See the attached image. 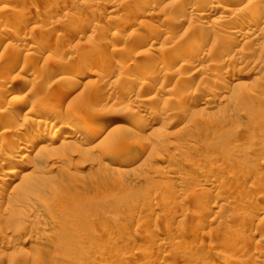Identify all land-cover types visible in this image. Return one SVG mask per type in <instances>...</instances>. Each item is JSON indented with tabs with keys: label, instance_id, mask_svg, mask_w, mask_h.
Listing matches in <instances>:
<instances>
[{
	"label": "rangeland",
	"instance_id": "obj_1",
	"mask_svg": "<svg viewBox=\"0 0 264 264\" xmlns=\"http://www.w3.org/2000/svg\"><path fill=\"white\" fill-rule=\"evenodd\" d=\"M0 37V141L58 134L38 182L0 155V264H264V0H0Z\"/></svg>",
	"mask_w": 264,
	"mask_h": 264
},
{
	"label": "bare ground",
	"instance_id": "obj_2",
	"mask_svg": "<svg viewBox=\"0 0 264 264\" xmlns=\"http://www.w3.org/2000/svg\"><path fill=\"white\" fill-rule=\"evenodd\" d=\"M234 1V3L235 2H237V3H239V2H241V1H243V0H233ZM193 5H194V7H197L199 4H192V7H193ZM199 7V6H198ZM193 9V8H192ZM197 9V8H196ZM203 13H199V15H202ZM84 19H86V17L84 18ZM252 25H254V22L251 20V19H249L248 20V22L247 23H242V22H236L233 26H230L229 27V29H230V34L231 35H233V36H237L239 33H240V36L241 37H243L244 36V34H246V31H244V28H243V26L244 27H252ZM242 31H244V32H242ZM155 33L157 32V30H155L154 31ZM159 32L160 31H158L157 33L159 34ZM248 30H247V34H248ZM156 33V34H157ZM162 33V32H161ZM160 33V34H161ZM7 34V33H6ZM154 35L153 33H150V35L148 34V35H146V34H144L143 36H142V42L144 43V42H147V41H149V39H151L153 36H156L157 37V35ZM159 34V35H160ZM220 35L221 34H214L211 38H213V40L215 39V38H218V36L220 37ZM9 36V35H8ZM204 37L202 38L203 39V41H209V37L208 36H205V35H203ZM239 36V35H238ZM235 38V37H234ZM6 39V38H5ZM231 39V38H230ZM229 39V41H227L228 43H226V44H228V45H230V46H234L235 44H236V41H233V40H230ZM226 40V39H225ZM5 40H4V38L3 37H0V45L4 42ZM25 41V40H24ZM5 43V42H4ZM8 43V42H7ZM25 43V42H24ZM204 43V42H203ZM10 44V43H9ZM147 44V43H146ZM234 47H236V46H234ZM18 54H20V53H18ZM19 57V56H18ZM11 66H10V68H16V66H17V63L15 62V61H12L11 62V64H10ZM5 67V66H4ZM9 69V68H8ZM11 69V70H12ZM10 72H12V71H10ZM226 73H227V75H226ZM225 74H224V76H225V78H226V80L225 81H227L229 78H230V76H231V74H229L228 72H226ZM231 73V72H230ZM4 74V73H3ZM3 78V77H2ZM2 78H0V79H2ZM224 78V79H225ZM232 81L233 80H235L234 79V77L232 76ZM230 79V80H231ZM4 81V80H3ZM2 81L0 80V83H1ZM77 84L75 85H73V86H77V85H80L79 83L80 82H76ZM77 88V87H76ZM18 91V90H17ZM6 92H9V91H5V93ZM20 92V91H19ZM5 93L3 94V96H7V95H5ZM6 94H8V93H6ZM31 110V109H30ZM2 112V111H1ZM20 113V111H19V109L18 110H15V112H14V116H17V117H19V114ZM78 112L76 111V110H69V112H68V114H67V117H66V119H78V114H77ZM4 114V113H3ZM1 115L2 114H0V117H1ZM53 115V114H52ZM50 116L49 117V119H50V121L49 122H46V123H49V125H50V127L51 128H53V127H55L56 126V124H55V117L54 116ZM5 115H3V117H4ZM2 117V118H3ZM4 120L5 119H1L0 118V126H2V127H6V122L7 121H5L4 122ZM57 121V120H56ZM60 121V120H59ZM42 122V121H41ZM111 122V121H110ZM110 122H101V119H100V121L98 120V122L96 121V123H94V124H89V129H91V133H90V139H92V140H94L95 138H98V135H101V133H109V132H112L114 129H116V128H118V127H120L121 125H119L117 122L118 121H113V123H111L110 124ZM9 123V122H8ZM57 123V122H56ZM38 125H33L31 128H29V129H26V130H24V132H20V133H18L16 136H14V137H12V139H9L8 141H5V140H3V141H0V155H1V153H3L4 152V154L6 153V154H10V156H9V162H18V161H20L19 163L20 164H17V165H14V166H11L10 167V170L8 171V176L7 177H4L3 178V181H6V180H12V178L13 177H16L17 175H19L20 173H24V174H22L24 177H25V175L27 176V177H29L28 179H29V181H30V177H31V175L30 176H28L29 174H30V172H28V171H26V170H24V165L28 162V161H32V160H30V152H33V150H34V148H35V146L37 145V144H39L40 142H44V141H46V140H48V139H52L53 141L56 139V137H58V134L56 133H54V135L53 136H50L49 135V133H47V132H45V131H42L41 130V127H40V124L39 123H37ZM7 126H9V124H7ZM83 127H85V125H83ZM3 129V128H2ZM4 130V129H3ZM74 131V128L73 127H68V130H67V134L68 133H70V132H73ZM57 135V136H56ZM103 135V134H102ZM63 138H67V136H65V137H63ZM119 140V139H118ZM113 143H116V141H114V140H110L109 141V143L108 144H110V145H113ZM140 144V143H139ZM41 146H43V145H41ZM135 146V145H134ZM136 146H139L138 144L136 145ZM40 147V146H39ZM44 147H45V145H44ZM47 147V146H46ZM142 147V146H141ZM141 147H135V148H132L133 150L135 149V150H138L139 151V149H141ZM144 147V146H143ZM142 147V148H143ZM42 150V149H41ZM39 151V150H38ZM37 151V152H38ZM138 151H135L136 153H141V152H138ZM141 151H143L142 149H141ZM26 152H28V153H26ZM39 153V152H38ZM36 154V153H35ZM3 157V156H2ZM7 157V156H6ZM27 161V162H26ZM2 163V162H1ZM29 163V162H28ZM29 165V164H28ZM34 165V164H33ZM3 166L4 165H1L0 164V171L2 170V168H3ZM36 166V165H35ZM31 167V166H30ZM35 168H38L37 166L35 167ZM37 170V169H36ZM26 171V172H25ZM21 178H23V177H21ZM36 179V178H35ZM35 179H33V180H31V181H33L34 182V180ZM2 180V179H1ZM27 180V179H26ZM30 181V182H31ZM21 182L22 183H24V181H22L21 180ZM21 182H19V183H17V185L16 186H18ZM35 182H38V180H35ZM33 184V183H32ZM22 185V184H21ZM20 185V186H21ZM25 185V184H24ZM37 185V184H36ZM15 186V187H16ZM19 186V187H20ZM31 185H29L28 187V190L30 189V188H33V187H30ZM37 217V216H36Z\"/></svg>",
	"mask_w": 264,
	"mask_h": 264
}]
</instances>
